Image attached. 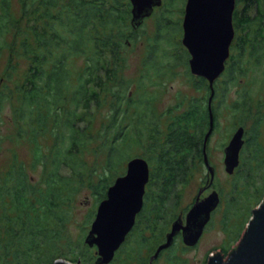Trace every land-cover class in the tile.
<instances>
[{"label": "trees", "instance_id": "16d2710c", "mask_svg": "<svg viewBox=\"0 0 264 264\" xmlns=\"http://www.w3.org/2000/svg\"><path fill=\"white\" fill-rule=\"evenodd\" d=\"M178 1L166 0L155 15L148 16L157 17L156 34L148 37L139 31L141 25L131 27L127 0H0V65L5 62L0 112L7 105L11 127L7 137L11 142L26 143L32 153L27 165L13 157L14 161L0 169V264H52L59 258H69L72 264L83 258L82 263L89 264L91 255L84 246L85 251L81 250L80 241L75 245L66 242L69 212L81 192L89 191L95 204L104 200L107 188L134 157L148 163L142 214L137 217L145 226L140 228L144 236L138 237L151 247L135 250L130 263L145 264L138 256L144 251L149 258L154 243L166 233L178 202L177 190L186 186L198 165H203L202 141L209 123L208 82L199 77L187 76L205 97L188 100L185 111L179 113L173 107L158 113L152 106L153 93L174 75V65L186 66L189 58L181 42H176L182 32L184 0L175 10L179 19L170 18L172 12L167 10ZM234 1L231 23L236 44L231 46L221 79L212 85L210 136L219 120L217 103L229 87H239L247 69H258L264 60V0ZM139 38L145 45L140 74L135 82L127 83L121 76L124 52ZM13 59L28 64L21 83L8 88ZM81 59V65L76 64ZM245 86L246 93L240 85L237 100L230 106V118L232 124L237 115L241 121L251 120L253 131L262 106L251 111L250 91ZM104 107L108 111L93 131ZM250 140L242 139L243 148L252 145ZM241 151L230 191L235 200L244 196L250 180L255 184L264 164L263 158H243ZM88 155L94 157L92 166L86 162ZM96 156H102L101 162L96 163ZM38 168V180L31 182L28 171ZM239 185L242 189L236 190ZM230 196L229 204L234 200ZM256 196L251 207L263 200L264 186ZM238 238L239 234L234 239Z\"/></svg>", "mask_w": 264, "mask_h": 264}, {"label": "rangeland", "instance_id": "374dc122", "mask_svg": "<svg viewBox=\"0 0 264 264\" xmlns=\"http://www.w3.org/2000/svg\"><path fill=\"white\" fill-rule=\"evenodd\" d=\"M162 2V4H164V7L166 0H162ZM182 3L183 1L181 0L178 1L177 4H173L172 6H170V9H168L167 7V10L169 12H172V15H169V17L173 20L180 18V16H178V13L175 14V10H177V8L180 9ZM12 4L14 5V3ZM236 9L237 11L239 10L238 6L236 7ZM13 10L16 11L15 14L18 13L17 8L14 6ZM154 13L152 14L155 15ZM248 13L251 14L250 11ZM156 19L157 17L154 16L151 18L149 17L148 19L143 21L140 24L141 26L139 28L141 34H144V36L152 37L153 33L155 32ZM141 38L143 39L142 35ZM141 38L135 41L133 43V46L128 47L127 50L124 52V57H126V61L121 76L127 83L135 82L138 77V74H140V63L143 59L145 47V45L142 44L143 42H141ZM180 39L181 36L176 39V42H178V40L180 41ZM235 44V40H233L231 46H235ZM167 46L168 45H165L163 42L162 48L166 49ZM172 46L169 47L170 50H173ZM168 60L170 61L169 58ZM12 62L14 65V73L12 74L13 76L10 81H6V85L8 86V88H11V86H13L14 84L21 83L22 78L24 76L23 74L25 73L28 64L27 61H22L20 59H13ZM82 62L83 59L77 60L76 64L81 65ZM4 64L5 62L2 61L0 65V82L3 78L2 68ZM173 68L174 75L164 80L162 86L158 87L156 92L153 93L154 99L152 106L158 111V113L164 112L165 110H168L173 107H176L178 112L181 113V111L186 110L188 100H194V98L202 99L203 97H205L204 91L194 88V83L189 81L187 77L188 75L190 76L189 68L181 64L180 67L174 65ZM220 79L221 77L219 76L217 80L215 79L214 83H218ZM240 85L242 89L246 85L245 87L248 89V91H250L248 97H250V101L252 104V112L256 111L258 108H260V106H262V108L257 111L259 116L255 118V125L254 127H252L255 131L250 130L251 120L243 118L241 121V116L237 115V117L235 116L236 120L234 124H232L230 118L232 116L229 109L230 106H232L234 100H237L236 96L241 89ZM227 92L228 93L226 94L222 102L220 104L217 103V106L220 107V110L218 112L219 114L217 115L219 120L217 121L216 129L214 131L215 133L210 136L207 143L208 146L206 150V158H208V165L211 166L212 170L214 171V175L210 183L211 185L209 187L208 172L205 170L203 165H198L190 176L189 180L187 181L186 186H184V188L178 189L176 192V199L178 202L176 203L175 211H173L174 215L172 222L176 218H179L180 220H182L183 223L184 217L186 216L188 209L196 200V195L198 191L202 189L204 190L199 195L200 199H203L204 197L210 195L212 191L216 192L217 196L219 197L216 209L212 213V215H210V220L209 222H207L206 227L203 228L202 233L200 235V240L196 242L193 247L184 248L181 243L182 240L180 238V235H176L174 237V242H172V245L169 248L161 251V254L157 256V258L154 259L151 264H206L207 257L209 255L212 256L215 253H219L223 257V259H225L227 253H229L231 249L236 246L238 240L242 236L241 234L244 231V228L251 217L252 210H254L259 205L256 204L254 207H251V204L254 203V201L257 199V193L260 192L261 188L264 186V164L262 165V170L258 171L257 174L255 172L252 173V175L256 174L255 184H253L251 180L250 182H248L249 189H245L243 193L245 197L243 196L235 200L236 196L231 195L230 191L233 187L232 181L236 169L233 171L232 174H228L224 170V158L222 150L227 146L226 144L230 137L235 134V130L238 127H242L244 135H247L249 133L248 136L244 137L249 140L251 139L250 142L252 145H250V147L248 148H246V146L244 148L242 147V151L240 149V151L242 152L240 156L248 157L250 158L248 159L250 161L254 159L261 161L262 158L264 159V60L260 61V66L258 67V69L256 67H251L250 69H247L245 78L239 84V87H229L227 89ZM243 92L246 93L245 88L243 89ZM107 111V108L104 107L103 111L97 115V120H95L94 122L93 131L100 127L99 121H102ZM7 115H9V108H7L6 105L5 108L2 109L0 112L1 140L2 137H4V140H2L3 143L0 144V169L6 168V165H8L10 161H14L12 160L13 157L16 158L17 161L22 162L25 165H27L32 159L30 147H28L26 143L14 141L11 142V140L7 137L8 131L9 129H11L7 120ZM249 130L251 131V133ZM93 159V156L91 157L88 155L86 157V162L90 166H92L94 164L92 163ZM95 159L97 161L96 163H99L102 160V156H96ZM124 169L122 171L123 173H121L119 177L123 176L125 171ZM28 174L32 176L31 182H36L38 180L39 168L35 169L34 171L29 170ZM245 178L246 177L244 176V179ZM243 184L245 185V183H242V185ZM244 185L243 187L239 185L236 190H241L242 188H244ZM229 196L231 197V199L235 200H233V202H231L230 204L229 201H227L229 200ZM97 205H99V203L95 204V202H92V198L90 196L89 191L81 192L80 196L77 197L74 201V206L69 212L70 219H68L65 223V234L67 237L66 242L68 241L70 244L73 243L75 245V241H80L82 245L81 250L85 251V249L83 248L84 246L87 249L86 253L91 255V262L89 264H93V261L96 259L97 256H95L94 254L95 249L88 248L85 242H83V239L87 232H89L90 230L89 226L95 217L94 214ZM145 213H147V210L145 211ZM141 214L142 213H140L139 216ZM140 217H137V224L133 226V230L130 231L129 235L125 237L126 241L122 243L120 248L115 251V256L112 258L114 261H111L112 264L130 263L132 257L135 254V250L138 251L140 248L146 249L151 247L148 241H145L144 239L138 237L139 235H143L142 232H140V228H145V226H143V221H141L142 223L138 222V220L140 221ZM244 217L245 220L243 221ZM170 228L171 225H169V228L167 229L166 233ZM237 233L239 234L238 240H236L238 236ZM164 234L165 232H163L159 238L161 242H163L162 240L165 241V238H163ZM145 236H147V234ZM155 238L158 239L157 237ZM160 241L154 243L152 249H150L153 250L151 255L154 253L155 248L161 245ZM88 254L83 255H85V257H88ZM147 255L148 254L146 252L142 251L138 258L139 260L147 264ZM59 259L67 261L69 258ZM82 259L83 258L80 259L79 264H84L82 263Z\"/></svg>", "mask_w": 264, "mask_h": 264}, {"label": "water", "instance_id": "95a60500", "mask_svg": "<svg viewBox=\"0 0 264 264\" xmlns=\"http://www.w3.org/2000/svg\"><path fill=\"white\" fill-rule=\"evenodd\" d=\"M128 2L132 7L130 25L133 29H137L141 22L151 15L153 7L161 5L160 0H128ZM234 4V0H185L181 20L180 42L190 56L187 61L189 74L191 77H199L207 81L210 93L206 105L209 123L207 134L203 136L202 141V164L209 174V187L214 171L208 165L205 149L207 139L212 133L213 119L210 106L214 95L212 84L225 69L224 62L229 57L228 50L233 41L234 29L231 25V17ZM235 131L222 150L223 166L228 174H232L236 169L239 151L244 145L242 127H238ZM147 164V161L139 157L132 158L125 165L123 176L113 181L107 188L105 199L97 205L95 217L89 226L90 230L83 239L88 248L95 249L94 254L97 257L93 264H109L115 256V251L125 242L126 235L132 231L134 218L139 214L143 204L142 197L149 177ZM203 190L198 191L196 200L188 209L183 223L179 218L171 223V228L164 235L165 241L155 248L147 264H151L161 251L169 248L178 234L184 248L193 247L200 240L202 230L209 222L210 215L215 211L219 201L214 191L200 199L199 195ZM113 209L115 215L108 214V211ZM241 235L236 246L225 259L219 253H215L207 257L206 264H264V198L251 212V217ZM52 264L69 263L57 259Z\"/></svg>", "mask_w": 264, "mask_h": 264}, {"label": "flooded vegetation", "instance_id": "af4514ba", "mask_svg": "<svg viewBox=\"0 0 264 264\" xmlns=\"http://www.w3.org/2000/svg\"><path fill=\"white\" fill-rule=\"evenodd\" d=\"M127 2H128V0H127ZM162 3H163L162 0H160V4H161V5H160L159 7L163 6ZM128 4H129V2H128ZM129 5H130V4H129ZM235 5H236V4H234V6H235ZM184 6H185V0H184ZM184 6H183V7H184ZM159 7H153V8H152V11H151V14L154 13V11H156V9H158ZM131 8H132V7H131V5H130L129 13H130V9H131ZM233 9H234V8H233ZM232 12H233V11H232ZM182 15H183V11H182ZM130 16H131V14H130ZM150 16H151V15H150ZM232 16H233V14H232ZM148 18H149V17H148ZM145 19H146V18H145ZM145 19H144V20H145ZM144 20H143V21H144ZM181 20H182V19H181ZM143 21H142V22H143ZM142 22H141V23H142ZM231 25H232V23H231ZM139 26H140V25H139ZM138 28H139V27H138ZM180 29H181V24H180ZM233 29H234V28H233ZM181 30H182V29H181ZM234 31H235V30H233V37H234ZM232 40H233V38H232ZM232 42H233V41H232ZM183 49H184V48H183ZM230 49H231V44H230V46H229V50H228L229 57H230L231 54H232V53L230 52ZM184 50H185V49H184ZM185 52H186V50H185ZM186 54H187V52H186ZM187 55H188V54H187ZM188 56H189V55H188ZM229 57H227L226 61L224 62V66H225V68H227V63L229 62V61H228ZM188 59H190V56H189ZM188 59L186 60V67H187V68H188V64H187ZM192 78H193V77H192ZM244 136H245V135H243V141H244V139H246ZM136 217H137V216H136ZM134 219H135V222H136L137 218H134ZM133 226H134V225H133ZM133 228H134V227H133ZM178 235H179V234H178ZM163 242H164V241H163ZM163 242H161V243H163Z\"/></svg>", "mask_w": 264, "mask_h": 264}, {"label": "bare ground", "instance_id": "6f19581e", "mask_svg": "<svg viewBox=\"0 0 264 264\" xmlns=\"http://www.w3.org/2000/svg\"><path fill=\"white\" fill-rule=\"evenodd\" d=\"M115 208V207H114ZM117 208V207H116ZM115 209L111 210V211H108V214H111V215H115Z\"/></svg>", "mask_w": 264, "mask_h": 264}]
</instances>
